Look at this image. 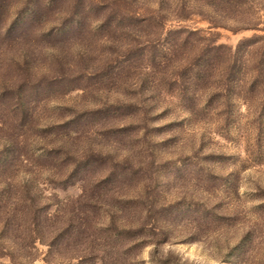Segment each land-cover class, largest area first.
Listing matches in <instances>:
<instances>
[{
    "label": "trees",
    "instance_id": "obj_1",
    "mask_svg": "<svg viewBox=\"0 0 264 264\" xmlns=\"http://www.w3.org/2000/svg\"><path fill=\"white\" fill-rule=\"evenodd\" d=\"M166 3L0 0V257H7L5 264H33L36 241L47 245L46 264H122V255L113 252L110 242L119 252L137 250L142 243L138 234L143 224L124 227L117 220V213L121 217L132 208L130 215L140 216V190L132 194L107 190L98 183L109 181L111 172L99 180L85 170L87 154L96 151L88 144L73 143L82 135L84 129L79 127L85 121L96 120L99 134L121 130L130 121L113 125L103 114L122 116L133 107L145 119V112L139 111L143 95L151 100L171 92L188 100L193 96L190 88L209 107L210 98L223 94L230 79L250 90L257 77L264 78V69L254 65L264 33L228 45L217 41L211 30L264 32V0ZM191 14L206 25L180 23L193 22ZM73 89L96 99L78 109L54 105L58 110L53 119L44 113L47 99ZM103 90L118 94L102 97ZM187 108L189 113L196 110ZM79 118L84 121H76ZM34 146L41 151L34 153ZM61 156L68 167L65 172L54 171ZM40 166L50 168L47 179L52 184L77 179L79 192L57 199L51 211H43L48 202L37 201L31 187ZM101 189V195L111 197V205L99 202ZM100 208L106 221L97 225ZM125 237L132 238L127 245L121 242ZM130 258L131 264L140 263L135 256ZM153 259L155 264H181L170 256Z\"/></svg>",
    "mask_w": 264,
    "mask_h": 264
},
{
    "label": "rangeland",
    "instance_id": "obj_2",
    "mask_svg": "<svg viewBox=\"0 0 264 264\" xmlns=\"http://www.w3.org/2000/svg\"><path fill=\"white\" fill-rule=\"evenodd\" d=\"M164 1L169 5L176 0ZM190 18L194 23H180L206 25L195 14ZM211 30L216 32L217 41L228 45L241 37L264 33L255 29L230 32L220 27ZM258 44L254 65L264 69V43ZM245 87L239 88L235 79H230L223 94L210 98L209 107L203 104L204 97L198 99L190 88L193 96L188 100L171 92L151 100L143 95L142 107L137 109L141 107L145 119L132 107L122 116L103 114L113 125L130 121L124 129L99 134L93 119L79 127L84 130L73 143L88 144L96 151L87 154L85 170L99 180L111 172L109 181L101 180L99 186L126 194L141 192L140 216L130 215L133 208L121 217L117 213L124 227L143 224L138 234L143 241L137 250L119 252L116 243L110 242L113 252L122 255V264H131L133 256L139 264H155V255L170 256L171 261L181 264H264V78L257 77L253 89ZM117 94L114 90L100 92L108 98ZM95 99L73 89L47 99L44 113L53 119L58 110L54 105H74L78 109L92 105ZM190 106L196 107L192 113L187 108ZM38 147H32L34 153L41 151ZM63 159L55 160L54 171H66ZM130 170L132 175H124ZM49 171L40 166L31 183L37 201L48 202L43 211H51L54 201L73 197L80 189L77 179L64 185L52 184L47 179ZM101 193L102 189L99 202L110 204L111 197ZM99 211L95 214L97 225L106 221L103 209ZM131 239L125 237L121 242L127 245ZM34 246L32 263L46 264V243L36 241ZM6 261V256L0 257V264Z\"/></svg>",
    "mask_w": 264,
    "mask_h": 264
}]
</instances>
